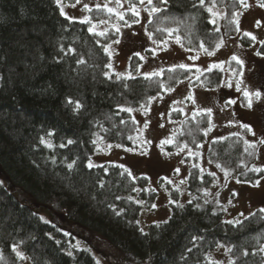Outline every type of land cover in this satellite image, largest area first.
<instances>
[{"label": "trees", "instance_id": "trees-1", "mask_svg": "<svg viewBox=\"0 0 264 264\" xmlns=\"http://www.w3.org/2000/svg\"><path fill=\"white\" fill-rule=\"evenodd\" d=\"M153 2L163 9L145 22L154 40L179 37L184 48L204 54L201 43L213 51L221 39L231 35L245 45L254 42L229 23L233 12L243 8L238 0H205L203 6L199 0ZM144 7H150L146 0ZM208 7L221 8L220 18L213 17ZM89 8L90 22L110 24L95 30L106 31L105 36L89 32L90 23H81L84 19L62 15L57 0H0V175L11 189L19 187L31 203L45 207L52 216L51 221L41 219L0 181V264H22L24 260L28 264H105L95 251L106 264H229V260L264 264V252L259 251L264 244L261 208L225 218L223 206L211 191L215 176L201 168L196 156L184 177L185 194L170 188L167 215L144 226L139 223L141 210L151 209L157 197L148 177L129 175L122 164L113 161L88 167L100 142L136 147L137 122L132 111L121 108H145L149 98L180 81L213 87L222 80L220 68L198 72L189 66V70L176 67L168 71L176 65L163 67L157 71L160 75L146 79L137 73L141 61L137 54L128 59L127 75L112 72L107 67L110 55L104 49L118 37L113 23L125 25L137 17L129 9L122 11L125 16L120 20L103 5ZM213 19L215 24L210 23ZM260 42L256 51L264 54ZM69 98L82 107L75 110ZM170 116L178 126L166 150L185 144L197 150L207 136L208 113L183 115L176 109ZM42 138L52 147L41 143ZM245 141L236 132L212 138L206 153L236 180L254 183L264 171L253 169L264 168L254 163L257 143L250 142L255 144L251 148ZM68 164L73 167L69 169ZM61 217L79 226L87 245H80L61 227ZM13 245L25 259L16 256ZM219 245L226 249L225 261L211 256Z\"/></svg>", "mask_w": 264, "mask_h": 264}, {"label": "rangeland", "instance_id": "rangeland-1", "mask_svg": "<svg viewBox=\"0 0 264 264\" xmlns=\"http://www.w3.org/2000/svg\"><path fill=\"white\" fill-rule=\"evenodd\" d=\"M248 8L238 11L240 31L251 32L256 36V41L250 45L242 44L235 35L223 39V45L215 48L214 55L184 48L176 38H167L162 41L150 39L145 29V22L148 19V12L145 11L144 4H134L140 11V16L136 20L138 23H129L130 26L113 23L119 27V34L116 40L108 44V52L111 53L109 68L116 74L127 75L128 59L131 54H138L141 61L137 66V73L150 74L179 64H187L198 69H207L212 64L225 62L222 70V80L217 86L208 87L201 84H191L189 80L178 82L172 87L173 91H164L156 95L145 108L134 109L133 117L137 122V130L134 134L136 147H116L117 143H98V149L89 157L91 164L113 161L122 164L131 174H144L149 182L157 190V197L151 209H142L139 216V223L144 224L151 220L164 218L168 213L167 202L169 201V189L175 187L185 194V174L187 168L192 163V157L196 156L198 163L203 170L215 173V183L211 189L215 192L219 203L225 211V218H237L248 211L259 207L264 209V172L254 182H242L228 172V170L217 167L207 156L206 149L209 140L219 138L229 133H239L247 141L257 143L255 165L264 168V144L260 143L264 139V54L256 55V45L264 41V8L259 7L255 0H247ZM105 5L122 12L130 8L128 0H79V3L61 2L64 15L70 18L84 19L87 17V10L84 5ZM213 11L220 18L221 8L213 7ZM260 21L259 27L256 21ZM96 25L95 30H103L110 24L91 21L90 26ZM118 41V43L116 42ZM156 41V43H153ZM236 55L244 61L242 67L235 61L229 63L230 58ZM190 57H198L190 59ZM235 70V72L233 71ZM242 72V76L237 73ZM237 81L241 91L236 90ZM259 90L262 96L259 100L253 97L252 108L247 107V100L243 96V90ZM193 99H188V97ZM235 100L236 103H229ZM178 102V103H174ZM174 109L180 110L183 115H191L205 109H211L209 116V126L211 131L207 132L206 139L197 150L181 146L177 149L166 150L162 140L172 139L174 131L178 126V121L171 118L170 112ZM148 122L145 127V122ZM231 121V123H229ZM241 124H249L255 135L241 128ZM163 125V127H161ZM207 128V129H208ZM150 141V143H148ZM169 144V143H167ZM111 145L112 147H108ZM183 149V150H181ZM199 153V155H190ZM183 161V163H182ZM179 169V172H176ZM225 170L229 173L225 177ZM0 181L23 203L34 208L37 213L47 221H51L49 212L43 206L34 205L26 195L21 194L19 187L11 189L7 184V179L0 175ZM171 181V183H169ZM183 181V183H181ZM257 181L259 183L257 184ZM235 193L236 195H233ZM230 201V202H229ZM226 209V210H225ZM61 227L66 232L72 233L80 245H87V240L82 236L77 224H72L60 220ZM264 247V244H263ZM95 256L99 261L106 264V260L95 251ZM213 258L225 261L227 252L224 247H217L211 252ZM22 264H28L26 260Z\"/></svg>", "mask_w": 264, "mask_h": 264}, {"label": "snow or ice", "instance_id": "snow-or-ice-1", "mask_svg": "<svg viewBox=\"0 0 264 264\" xmlns=\"http://www.w3.org/2000/svg\"><path fill=\"white\" fill-rule=\"evenodd\" d=\"M76 2L79 3V0H76ZM238 2H239V4L242 5L244 8H248V7H249V5H248V3H247V0H238ZM139 3H140V4H145V0H139ZM146 3H147L148 6H150V7H148V8L145 9V11L148 12V15H149V16H152V15L155 14V13H159V12L163 11V9H161L157 4H154L153 0H146ZM160 3H165V4H166V3H167V0H160ZM258 3H259V7L264 8V0H258ZM57 4H61V0H57ZM199 4H200L201 6H203V5L205 4V0H199ZM117 5H118V6L120 5V0H117ZM97 8L99 9V8H100V5H97ZM104 8L107 10V12H108L109 14H115L120 20H124L125 13H123V12H119V11H116L115 9H113V8H111V7H108L107 4L104 5ZM84 9H85V10H88V11H91V9L89 8V6H88L87 4L84 5ZM206 10H207L209 13H211L213 17H215V16L218 15L216 12L213 11V8H212V7H208ZM128 11H130L131 14H132L133 16H135V17H139V16H140V11H139V9H138L134 4L130 6V8H129ZM61 14L64 15V11H63V6H62V5H61ZM239 15H240V13H238V12H233V14H232V17H233V18L229 21L230 24H235V30H236L237 32L240 31V27H239ZM133 22H134V23H138L139 20H135V21H133ZM149 22H151V21H149ZM215 22H216L215 19H213L212 21H210V23H213V24H215ZM81 23H90V19H89L88 17H85L84 20L81 21ZM101 23H104V21H101ZM260 24H261V22H260L259 20L256 21V26H257V27H259ZM125 25H126V26H130V25L128 24L127 21H125ZM95 29H96V25H92L91 27H89L88 31H89V32H92V33H94V34H96V35H99V36H105V35L107 34L106 31H99V32H96ZM119 30H120L119 27H116V31L119 32ZM216 31L218 32V31H219V28H217ZM169 34H171V30H169ZM148 35H149V38L151 39L152 34L149 33ZM243 36H244V37H248V38H250L252 41H256V39H257L256 36H254L251 32H247V31H245V32L243 33ZM116 42L118 43V41H116ZM177 42H179V37H177ZM153 43H156V41H153ZM223 43H224V42H223V40L221 39L220 42L217 43V44L215 45V47L218 49V48H220V47L223 45ZM260 43H261V44H264V41H261ZM200 48H201V49H202L207 55H209V56H212V55L215 54L214 51H210L208 48L204 47L203 43H201ZM104 50H105V52H108V47H105ZM69 51H73V50L70 49ZM108 54L111 55L110 52H108ZM137 55H138V54H137ZM256 55H261V53H260V52H257ZM197 58H198V57H190V59H197ZM231 61H235L236 64L239 65L240 67H242L243 64H244V61L241 60V59H240L239 57H237L236 55H233V56L230 58L229 63H231ZM78 63H83V61H78ZM224 63H225V62H220V63H217V64H212V65L209 66V68H208L207 70H208V71H211L213 68H221V69H222ZM107 67L111 68V64H108ZM176 67H178V68H180V69L189 70V65H187V64H179V65L174 66L173 68H170L168 71L173 72V71H175V68H176ZM197 71L199 72V71H201V70H200V69H197ZM233 71L235 72V70H233ZM160 74H161V73H158V72H153V73H150V74H145V78H146V79H149V78H151L152 76H158V75H160ZM237 74L242 76V72H239V73H237ZM105 75H107V73H105ZM129 78H131V77H129ZM241 83H242V81H237V84H236V90H237V91H241V88H240V84H241ZM162 87H163V86H162ZM166 90L169 91V92H170V91H173V89H172L171 87L167 88ZM243 96H244L245 99L247 100V107H248V108H252V106H253V97H254L255 99L259 100V99L261 98V96H262V93H261L259 90L253 92V91H249L248 89H244V90H243ZM151 99H154V97L149 98V101H151ZM188 99H193V97L190 96V97H188ZM67 102H68L69 104H73V103H74V104H75V110H79V109L82 107V105L80 104L79 101H75V102H74V101H72L71 98H69ZM174 103H178V102H174ZM229 103L234 104V103H236V101H235V100H232V101H230ZM142 107H144V106H142ZM147 110H148V109L145 107V112H147ZM174 110H176V109H174ZM121 111L131 112V111H133V109H131V108H121ZM203 111H205V112H207L209 115H211V111H212V110H211V109H205V110H203ZM229 123H231V121H230ZM147 124H148V122L146 121V122H145V127H147ZM161 127H163V125H161ZM240 127L243 128V129H245L247 132H250V133H252L253 135H255V133L253 132L252 127H251L249 124H241ZM208 131H211V126L205 131V135H207V132H208ZM49 135H52V133H49ZM234 135H238V134H234ZM130 138H131V137H130ZM172 142H173V141H172L171 138H170V139H166V140H162V141H161V145H163V144H167V143H172ZM259 142L262 143V144H264V139H261ZM41 143H45V144L47 145V147H49V148L52 147V144L49 143V142H47V141H44L43 138L41 139ZM68 143L71 144V143H73V141L69 140ZM94 143H95V141H94ZM148 143H150V141H149ZM245 144H246L248 147H251V148H254V147H255V144L250 143L249 141H245ZM61 147H64V145L62 144ZM108 147L110 148V147H112V146L109 145ZM116 147H120V145H116ZM184 147H187V145L185 144ZM181 150H183V149H181ZM245 151H247V148L245 149ZM189 154H190V155H199V153H191V150H189ZM182 163H183V161H182ZM72 167H73V164H68V168H69V169H71ZM88 167H89V168L93 167V165L91 164V162H89ZM193 167H197V165H193ZM217 167H220V165L218 164ZM201 171H203V170H201ZM253 171H257V172H259V171H264V169L254 168ZM176 172H179V169H176ZM130 174H131V173H129V175H130ZM210 175L215 176V173H210ZM228 175H229V173L225 170V177H227ZM169 183H171V181H169ZM181 183H183V181H181ZM258 183H259V181H257V184H258ZM206 194H207V193H206ZM233 195H236V194L233 193ZM229 202H230V201H229ZM189 203H191V201H189ZM205 203H207V201H205ZM153 207H155V205H153ZM181 207H183V205H181ZM225 210H226V209H225ZM260 211H261L262 213H264V209H260ZM117 215H119V213H117ZM253 215H254V214H253ZM41 219H43V217H41ZM225 223L232 224V223H234V221H225ZM235 223H239V221H235ZM141 231H142V230H141ZM196 239H200V238H199V237H193V240H196ZM219 247H224V246H223V245H219ZM12 251L15 252L16 256H17L19 259H21V260L25 259L24 254H23L21 251L18 250V247H17L16 245H13V246H12ZM188 251H191V249H188ZM227 251H228V252H231L232 249H231V248H228ZM259 251L264 252V247H261V248L259 249ZM244 255H248V253L245 252ZM217 264H218V262H217ZM229 264H235V261L229 260Z\"/></svg>", "mask_w": 264, "mask_h": 264}]
</instances>
